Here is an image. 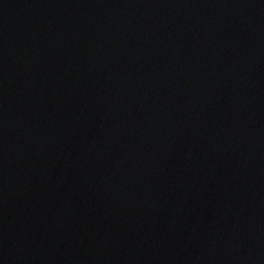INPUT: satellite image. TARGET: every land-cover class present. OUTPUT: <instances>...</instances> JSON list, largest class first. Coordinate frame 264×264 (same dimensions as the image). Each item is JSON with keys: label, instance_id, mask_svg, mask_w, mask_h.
<instances>
[{"label": "water", "instance_id": "1", "mask_svg": "<svg viewBox=\"0 0 264 264\" xmlns=\"http://www.w3.org/2000/svg\"><path fill=\"white\" fill-rule=\"evenodd\" d=\"M0 264H264V0H0Z\"/></svg>", "mask_w": 264, "mask_h": 264}]
</instances>
